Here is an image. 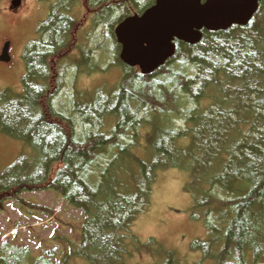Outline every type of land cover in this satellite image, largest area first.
<instances>
[{"label": "trees", "instance_id": "obj_1", "mask_svg": "<svg viewBox=\"0 0 264 264\" xmlns=\"http://www.w3.org/2000/svg\"><path fill=\"white\" fill-rule=\"evenodd\" d=\"M154 2L56 0L23 50L21 91L0 88V132L23 147L0 166V210L13 200L53 216L20 198L52 190L83 217L80 241H66L63 258L0 242V264H66L70 255L88 264H179L155 238L132 233L170 170L187 175L189 212L205 226L191 244L200 254L193 264H264V0L245 27L203 31L193 46L177 41L173 58L149 75L124 66L105 96L76 85L67 94L69 67L100 69L89 45L72 43L77 4L87 12V36L109 26L107 42L118 22ZM141 252L147 260L137 259Z\"/></svg>", "mask_w": 264, "mask_h": 264}, {"label": "rangeland", "instance_id": "obj_2", "mask_svg": "<svg viewBox=\"0 0 264 264\" xmlns=\"http://www.w3.org/2000/svg\"><path fill=\"white\" fill-rule=\"evenodd\" d=\"M44 1L22 0L20 6L15 8L17 10L12 11V0H0V52L5 43H10L11 58L8 64L0 63V88L3 90L14 93L21 91V78L24 74L21 59L23 48L36 37L38 26L48 15L52 2ZM53 2L56 3L54 0ZM83 8L84 3L76 6L77 22L80 24L87 16ZM104 36L106 34L99 30L89 36H81L79 32L73 37L75 47L89 45L92 50L91 58L95 64L100 63V69L88 72L84 66L80 70L75 66L69 67L65 74L67 94H72V88L76 85L86 93L97 89L100 96H105V90L115 89L122 82L123 68L114 62L116 45L113 48L111 41L101 40ZM105 49L106 56L102 58L101 51ZM19 143L0 133L1 168L11 164L22 153L20 150L23 147ZM186 178L183 171L170 170L164 173L153 188L149 206L138 215L132 226V233L141 241L155 238L163 248L174 251L180 258L179 264H193L200 259V254L192 249L191 244L196 238H203L205 232L203 221L192 218L189 212L190 198L182 190ZM20 198L44 206L54 215L30 207L21 208L18 202L9 200L0 211V242L21 245L29 249L33 257L43 255L50 248L54 250V256L60 255V259L67 254L66 241L75 245L79 243L82 213L64 202L59 193L52 190L32 191L20 195ZM15 228L16 234L10 235L9 232ZM147 258L146 252L137 254L140 261ZM64 261L66 264H88L83 258L74 255L64 258Z\"/></svg>", "mask_w": 264, "mask_h": 264}, {"label": "water", "instance_id": "obj_3", "mask_svg": "<svg viewBox=\"0 0 264 264\" xmlns=\"http://www.w3.org/2000/svg\"><path fill=\"white\" fill-rule=\"evenodd\" d=\"M13 0L12 7L19 5ZM258 9V0H156L141 16L121 23L115 33L121 45L120 59L142 74H150L175 54L174 41L196 45L202 31H225L243 27ZM9 44L4 46L0 62L8 63Z\"/></svg>", "mask_w": 264, "mask_h": 264}]
</instances>
